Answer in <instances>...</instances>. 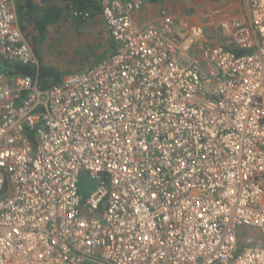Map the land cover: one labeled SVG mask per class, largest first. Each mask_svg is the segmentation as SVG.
<instances>
[{
    "label": "built area",
    "instance_id": "built-area-1",
    "mask_svg": "<svg viewBox=\"0 0 264 264\" xmlns=\"http://www.w3.org/2000/svg\"><path fill=\"white\" fill-rule=\"evenodd\" d=\"M12 1L0 55L38 65ZM146 2L102 0L115 53L54 86L0 72V264H264V0L216 35Z\"/></svg>",
    "mask_w": 264,
    "mask_h": 264
},
{
    "label": "rangeland",
    "instance_id": "rangeland-1",
    "mask_svg": "<svg viewBox=\"0 0 264 264\" xmlns=\"http://www.w3.org/2000/svg\"><path fill=\"white\" fill-rule=\"evenodd\" d=\"M156 2H160L159 6H162L159 13L166 11L174 17L185 16L194 19L205 26L210 35L218 34V23L221 19L234 18L245 11L244 0H156ZM62 29L64 34H58L52 42L53 46L48 47L50 55L48 61H45L48 66H57L62 70L74 72L75 69L91 67L90 63L100 59L102 51L107 50L108 41L105 43V40L109 34L102 17L94 22L89 31L75 29L70 23ZM5 70L4 57L0 55V72ZM82 190L84 195L92 191L87 187Z\"/></svg>",
    "mask_w": 264,
    "mask_h": 264
},
{
    "label": "trees",
    "instance_id": "trees-1",
    "mask_svg": "<svg viewBox=\"0 0 264 264\" xmlns=\"http://www.w3.org/2000/svg\"><path fill=\"white\" fill-rule=\"evenodd\" d=\"M61 1L63 5L49 4L45 6L28 0L27 4H25V6L21 10L19 9V14L21 15L23 22L21 23L22 29L23 31L30 29L26 35H31L33 37L34 42L32 46L35 49L36 53H39L38 51L40 47H43V45L40 46V44H42L45 39L49 40L48 46H53L52 42L58 34L50 37V35H48V29L50 26H55L61 23V21H64L66 22L65 25L70 23L73 25H78V28H82L85 31H89L94 26V22L96 20H99L102 16V0ZM30 12L36 13V16H32ZM80 12H88L90 13V17L85 19L83 17L75 16L76 13ZM38 55V65L9 63L4 60V64L6 67L5 72L9 75L20 74L30 76L38 82V86L42 89L54 86L72 74V72L68 69L62 70L57 66L54 67L46 65L42 58H40V54ZM85 187H87V183L85 182V179L82 178V193H84L82 189ZM237 233L239 249H242V247L245 245L251 244L264 246V238L256 229L242 227L238 230Z\"/></svg>",
    "mask_w": 264,
    "mask_h": 264
},
{
    "label": "crops",
    "instance_id": "crops-1",
    "mask_svg": "<svg viewBox=\"0 0 264 264\" xmlns=\"http://www.w3.org/2000/svg\"><path fill=\"white\" fill-rule=\"evenodd\" d=\"M27 1L28 0H13L12 1V6H13V9H14V12L16 13V16H17V19H18V22H19V26H20L22 32L24 33L25 38L27 39V41L32 46L33 42H34L33 37L31 35H29V36L26 35L30 29H27L26 31H23L22 26H21V23H23V22H22L21 15L19 14V9L21 10L25 6V4H27ZM31 1H33L34 3H37V4L45 5V6L49 5V4L50 5H53V4H62L63 5V3H61L62 2L61 0H31ZM146 1H147L146 2V7L144 8V10L141 13H139L137 15L136 18L139 19L140 21H143V22L147 23L149 21L156 20L159 17L160 13L158 11L162 9V6H159L161 4H160V2L159 3L156 2V0H146ZM30 14L32 16H36V13H34V12H30ZM192 20H194V19H192ZM65 23L66 22L61 21V23H59V24H57L55 26H50L49 29H48V35H50V37H52L55 34L56 35L57 34H61V35L64 34V32H62L63 31L62 28L65 29ZM71 26H73L75 29L78 28V25L71 24ZM108 34H109V32H108ZM109 36H110V34H109ZM109 36L105 40V43H106V41H108L107 50L106 51H102V57L100 59L96 60V61L91 62L90 66H94V65L100 63L101 61H103V59L105 60V58L106 59L110 58L112 56V54L114 53V51H116L115 50L116 49V45H115L113 39L111 38V36L110 37ZM48 41L49 40L43 41L42 44H40V46L43 45V47H40V49L38 51L39 53H37L38 59H39V55L38 54H40V58H42L44 63H45V61H48L49 55H50V51H49V48H48L49 47L48 46V43H49ZM41 48H42V50H41ZM88 67L89 66H86L84 68L86 69ZM84 68L75 69L74 72H72V74L80 72V71H83V70H85Z\"/></svg>",
    "mask_w": 264,
    "mask_h": 264
},
{
    "label": "clouds",
    "instance_id": "clouds-1",
    "mask_svg": "<svg viewBox=\"0 0 264 264\" xmlns=\"http://www.w3.org/2000/svg\"><path fill=\"white\" fill-rule=\"evenodd\" d=\"M102 8V7H101ZM83 13H85V12H83ZM86 13H88V12H86ZM90 17V16H89ZM102 18H103V15L101 16ZM103 21H104V18H103ZM104 24H105V21H104ZM106 30H107V28H106ZM108 31V30H107ZM5 60V59H4ZM97 65V64H96ZM95 66V65H94ZM91 67H93V66H91ZM90 68V67H89ZM88 69V68H87ZM5 72V71H4ZM6 73V72H5ZM7 74V73H6ZM72 75V74H71ZM70 75V76H71ZM69 77V76H68ZM66 79V78H65ZM64 80V79H63Z\"/></svg>",
    "mask_w": 264,
    "mask_h": 264
}]
</instances>
